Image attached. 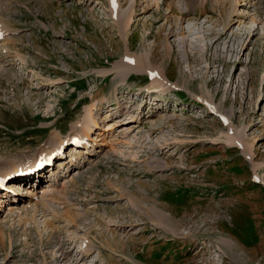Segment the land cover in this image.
I'll return each instance as SVG.
<instances>
[{"label":"rangeland","instance_id":"374dc122","mask_svg":"<svg viewBox=\"0 0 264 264\" xmlns=\"http://www.w3.org/2000/svg\"><path fill=\"white\" fill-rule=\"evenodd\" d=\"M0 31V190L36 195L0 264H264V0H0Z\"/></svg>","mask_w":264,"mask_h":264},{"label":"bare ground","instance_id":"6f19581e","mask_svg":"<svg viewBox=\"0 0 264 264\" xmlns=\"http://www.w3.org/2000/svg\"><path fill=\"white\" fill-rule=\"evenodd\" d=\"M236 16H238L239 18H241L242 16L241 15H236ZM231 24H232V20H229L228 21V27L230 28L231 27ZM227 26V25H226ZM7 31V30H6ZM6 31H4V32H6ZM2 31H0V36H2ZM174 34L171 32V31H169L168 32V34H167V36H166V38H167V40L168 39H170V37H172ZM220 39V38H219ZM217 41H219L218 39L217 40H215L213 43H211L210 45H209V47H213L216 43H217ZM121 66H120V64H119V67L118 68H120ZM126 67H128V68H131L132 67V64H129V63H126ZM116 74L118 75L119 74V72H116ZM157 76H159V77H157V76H154L153 77V79L149 82V83H147V84H145L144 86H142L141 88H142V90L144 91V90H148V89H152L151 90V93H159V92H161V90H158V89H161L162 87H164V83H165V81L167 80V78H166V75H164L162 72L161 73H158V74H156ZM140 87V86H139ZM151 95V94H150ZM91 113V114H90ZM217 113H219V112H217ZM92 114H93V109H90V111H89V116H92ZM88 117V116H87ZM95 118V117H94ZM92 127H94V128H97V126H96V124L95 123H92L91 125H87V127H85V128H83V132H85L84 133V135H83V137L81 136V138H77V137H74L73 138V132H71V133H69V135L67 136L68 137V139L67 138H65V139H57V142H58V144H56V146H55V149L53 150V155L54 154H56V155H59L60 153H58L57 154V152H60V150H61V147L65 144V143H67V142H73L74 143V145L75 144H78V145H81V144H84L86 141H85V139L87 140V139H89V141H90V133H92L93 132V130H92ZM60 136V135H59ZM57 137H58V135H57ZM68 144V143H67ZM57 148V149H56ZM75 148V147H74ZM87 148V147H86ZM85 149V148H84ZM81 150V149H80ZM76 151V150H75ZM79 152V151H78ZM52 153V152H51ZM47 155L45 156V157H41L42 158V160H40V161H37L38 163H43L44 161H45V159L46 158H50L51 156L48 154V153H46ZM62 154V153H61ZM85 154L86 155H90V153L87 151V152H85ZM83 155V154H82ZM79 156V155H78ZM80 157H82V156H80ZM76 159V157H74L73 156V159ZM77 159H79L78 157H77ZM81 159V158H80ZM71 161L72 160H70L69 161V163L72 165V163H71ZM76 161V160H75ZM68 164V163H67ZM67 164H65L64 166H59L57 169H59V168H61L60 169V172H59V170H57V172H56V170H54L53 169V171L51 172L52 174H51V176L49 177L50 178V180H49V182H47V183H45V185H43L40 189H41V201L40 202H38L39 204H41L42 203V200H44L46 197L48 198V196H49V198L52 196V194L55 192V187L56 186H54L53 185V183H57V177H59V176H61L62 175V173L61 172H63L64 171V168H65V170H67V168H68V166H66ZM69 165V164H68ZM91 167H95L94 165H92V163L91 164H89V167H88V171H89V169H91ZM92 171V170H91ZM86 172V171H85ZM13 173H16V171H14ZM12 172H9V173H7L6 175L4 174L3 176H1L0 175V177H3L2 179H4V178H6V177H9L10 178V176L9 175H11V174H13ZM63 176V175H62ZM12 177V176H11ZM53 181V182H52ZM59 181V180H58ZM28 182V181H27ZM27 182H26V184H27ZM46 182V181H45ZM23 183V182H22ZM22 183H8V186H4L3 185V187H2V189L0 190V207H2L3 205V200L4 199H9V200H11V201H15L16 199H21L20 197H22V196H33V195H35V194H33L32 193V191H30L31 189L30 188H23L22 187V185L24 186V183L22 184ZM32 184H34V183H30V184H28V185H30L29 187H32ZM59 184V183H58ZM18 185H20V186H18ZM5 190V192H3ZM21 191V192H20ZM39 193V192H38ZM37 194V193H36ZM51 195V196H50ZM35 197H36V195H35ZM128 203V202H127ZM37 204V203H36ZM21 206V211H23V209L24 210H27L28 211V207L26 206V204H23V203H21V204H17V205H14V204H9V205H7V208H8V213L7 214H11V213H15V212H17V213H20V210H19V206ZM30 205V204H29ZM38 205V204H37ZM36 205V206H37ZM36 206H35V204L33 205V207H35L36 208ZM39 206V205H38ZM37 206V207H38ZM140 206V205H139ZM29 208H31V207H29ZM139 210H141V207H139L138 208ZM7 211V210H6ZM168 217H170L171 216V214L170 215H167ZM230 242V241H229ZM68 257V256H67ZM70 259V258H69ZM68 261V260H67ZM71 262V261H70ZM65 264V263H64ZM68 264V263H67ZM70 264V263H69Z\"/></svg>","mask_w":264,"mask_h":264}]
</instances>
